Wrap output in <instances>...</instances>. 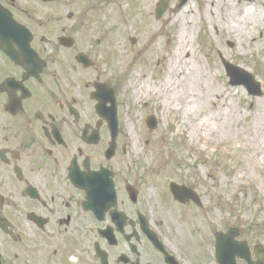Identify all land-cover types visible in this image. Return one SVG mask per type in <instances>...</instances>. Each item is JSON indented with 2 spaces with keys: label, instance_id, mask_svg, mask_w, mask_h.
<instances>
[{
  "label": "flooded vegetation",
  "instance_id": "obj_1",
  "mask_svg": "<svg viewBox=\"0 0 264 264\" xmlns=\"http://www.w3.org/2000/svg\"><path fill=\"white\" fill-rule=\"evenodd\" d=\"M121 2L0 0L1 263L264 264L257 199L226 211L244 252L222 261L215 185L170 174L183 168L170 159H145L149 173L134 161ZM170 180L202 204L177 201Z\"/></svg>",
  "mask_w": 264,
  "mask_h": 264
},
{
  "label": "rangeland",
  "instance_id": "obj_2",
  "mask_svg": "<svg viewBox=\"0 0 264 264\" xmlns=\"http://www.w3.org/2000/svg\"><path fill=\"white\" fill-rule=\"evenodd\" d=\"M161 1L170 8L157 21ZM179 1L122 0L119 7L123 66L134 62V160H182L187 165L181 173L202 175L203 191V184L217 185L214 229L225 232L226 210L247 205V186L256 194L264 187V41L253 42L264 28V0H189L182 11H171ZM183 25L188 27V55H181L179 67L192 68L199 78L192 88L194 99L185 96L180 77L166 81ZM221 56L253 74L263 96L250 97L244 88L231 87ZM152 114L160 123L150 135L145 120ZM259 215L262 222L264 213Z\"/></svg>",
  "mask_w": 264,
  "mask_h": 264
},
{
  "label": "bare ground",
  "instance_id": "obj_3",
  "mask_svg": "<svg viewBox=\"0 0 264 264\" xmlns=\"http://www.w3.org/2000/svg\"><path fill=\"white\" fill-rule=\"evenodd\" d=\"M262 21H264V17ZM187 31H188V27H186V25L181 26L178 30L179 33L175 39L174 53L169 58L168 61V73L166 76V81L172 82L176 80L177 77H180V80L183 81L184 83L183 87H184L185 96L188 97L189 99L190 98L194 99V91L192 88L195 85V83L199 81V78L196 72L192 68L185 70L179 67V59L181 55L182 54L185 56L188 55ZM228 36H229V32L227 31L224 33L223 38H227ZM263 41H264V28H261L260 40H258L257 38H253V42L258 43ZM185 65L187 66V63H185Z\"/></svg>",
  "mask_w": 264,
  "mask_h": 264
},
{
  "label": "water",
  "instance_id": "obj_4",
  "mask_svg": "<svg viewBox=\"0 0 264 264\" xmlns=\"http://www.w3.org/2000/svg\"><path fill=\"white\" fill-rule=\"evenodd\" d=\"M185 3V1H184ZM167 4H161L160 9L158 11V16L157 18L160 19L165 8H166ZM227 71H228V75L231 77V84L232 85H244L246 87V89L248 90L249 94L252 96H260L261 92H260V85L257 84L256 82H254V79L252 77H250L249 75H247L246 73H244L243 71H240L239 69H235L230 67V65L225 64ZM152 129H156V125H153ZM180 188H178L177 186L172 187V191L173 194L178 198L182 195L179 190ZM219 249H221V245H219ZM230 250V249H229ZM221 253V251H220Z\"/></svg>",
  "mask_w": 264,
  "mask_h": 264
}]
</instances>
